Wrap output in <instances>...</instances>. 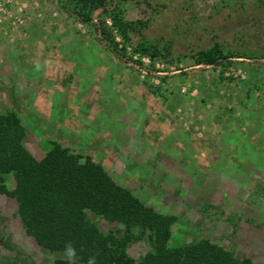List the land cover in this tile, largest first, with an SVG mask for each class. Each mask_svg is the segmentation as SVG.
I'll return each mask as SVG.
<instances>
[{"label": "rangeland", "instance_id": "1", "mask_svg": "<svg viewBox=\"0 0 264 264\" xmlns=\"http://www.w3.org/2000/svg\"><path fill=\"white\" fill-rule=\"evenodd\" d=\"M118 4L127 21H149L144 37L172 42L173 54H136L141 37L124 41L103 10L86 25L60 13L56 0H0V55L14 58L0 66V112L20 114L38 160L52 138L177 215L173 245L208 239L264 264V0H109L107 7ZM216 43L241 58L197 65L192 55ZM8 184L14 188L12 177ZM88 216L104 233L127 234L120 223ZM133 233L127 252L141 259L151 243ZM0 236L9 244L0 264L69 263L27 234L18 202L5 195Z\"/></svg>", "mask_w": 264, "mask_h": 264}, {"label": "trees", "instance_id": "2", "mask_svg": "<svg viewBox=\"0 0 264 264\" xmlns=\"http://www.w3.org/2000/svg\"><path fill=\"white\" fill-rule=\"evenodd\" d=\"M56 1L60 13L73 15L86 25L91 24L94 11L103 10L124 41L141 37L134 47L140 56L166 59L173 54L172 42L161 45L144 37L149 21H127L119 4L109 9V0ZM231 58L241 56L218 43L192 55L197 65L207 66ZM27 133L17 111L0 112V195L16 199L27 234L42 248L63 253L65 244L72 242L78 253L76 264H87L96 253V264H256L208 239L173 245L177 215L156 210L118 184L92 156L75 153L58 141H51L45 156L38 160L26 146ZM9 177L14 179L12 189ZM89 213L124 225L127 234L119 237L102 232ZM135 230L148 235L151 243V250L141 259L127 252ZM2 246L9 248L0 236V260ZM56 264L69 263L58 260Z\"/></svg>", "mask_w": 264, "mask_h": 264}, {"label": "clouds", "instance_id": "3", "mask_svg": "<svg viewBox=\"0 0 264 264\" xmlns=\"http://www.w3.org/2000/svg\"><path fill=\"white\" fill-rule=\"evenodd\" d=\"M98 254L99 253H96L95 255L89 257L87 264H96V256ZM62 255L64 256L65 259L69 261V264H76L78 253L72 242H68L65 244L64 252Z\"/></svg>", "mask_w": 264, "mask_h": 264}, {"label": "crops", "instance_id": "4", "mask_svg": "<svg viewBox=\"0 0 264 264\" xmlns=\"http://www.w3.org/2000/svg\"><path fill=\"white\" fill-rule=\"evenodd\" d=\"M50 14V13H49ZM9 55V56H6V55ZM14 58H13V54H12V52L10 51L9 53H6V54H4V55H0V66H2V65H7L8 64V66H9V61H11V60H13ZM13 62V61H12ZM4 83H6V82H4ZM49 137V136H48ZM50 141H56V140H53L52 138L50 139Z\"/></svg>", "mask_w": 264, "mask_h": 264}, {"label": "built area", "instance_id": "5", "mask_svg": "<svg viewBox=\"0 0 264 264\" xmlns=\"http://www.w3.org/2000/svg\"><path fill=\"white\" fill-rule=\"evenodd\" d=\"M32 7H33V10L36 12L37 16L41 17L42 16V11H41V8H40V4L38 2H35V3H33ZM13 23L16 24L17 22L14 21Z\"/></svg>", "mask_w": 264, "mask_h": 264}]
</instances>
